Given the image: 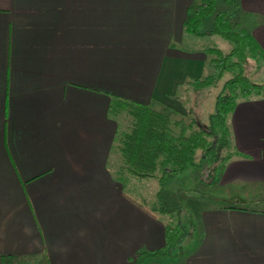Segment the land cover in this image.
Wrapping results in <instances>:
<instances>
[{
	"label": "crops",
	"instance_id": "crops-1",
	"mask_svg": "<svg viewBox=\"0 0 264 264\" xmlns=\"http://www.w3.org/2000/svg\"><path fill=\"white\" fill-rule=\"evenodd\" d=\"M235 1L264 52V0ZM194 2L0 0V256L133 264L164 247L163 221L108 170L107 109L114 95L181 111L178 87L207 73L201 38L183 30ZM227 126L240 157L213 186L226 187L217 200L264 202V98L238 101ZM240 208L202 210L203 239L180 263L264 264V208Z\"/></svg>",
	"mask_w": 264,
	"mask_h": 264
},
{
	"label": "trees",
	"instance_id": "trees-1",
	"mask_svg": "<svg viewBox=\"0 0 264 264\" xmlns=\"http://www.w3.org/2000/svg\"><path fill=\"white\" fill-rule=\"evenodd\" d=\"M227 6L236 5L235 0H195L187 12L183 24L186 35L192 37L218 36L225 40L230 49L225 53L216 47H206L207 68L212 74L200 78H187L178 91H201L214 86L225 75L214 101V110L206 121L201 119L198 107L186 104V112L152 101L141 104L110 95L107 117L115 123L108 170L123 188L131 177L155 179L159 185L187 170L206 169V183L213 187L219 181L228 161L240 154L232 148V138L227 119L238 101L251 97L264 98V82L251 79V70L264 62V52L241 25L232 19L234 13L219 10L217 2ZM211 19V27L202 30L203 22ZM170 47L176 48L175 44ZM177 96L175 95L174 99ZM204 178V177H203ZM129 199L146 214H154ZM230 208L242 209L238 206ZM160 211H171L160 207ZM163 221V220H162ZM164 247L154 251L141 250L135 253L133 264L146 259L170 260L175 254L188 256L197 249L203 239V227L192 219L184 226L178 220L163 221ZM195 239V241H193ZM189 241V242H188ZM194 243V244H193ZM193 244V245H192ZM49 264L45 254L27 256H0V264L31 262Z\"/></svg>",
	"mask_w": 264,
	"mask_h": 264
},
{
	"label": "rangeland",
	"instance_id": "rangeland-1",
	"mask_svg": "<svg viewBox=\"0 0 264 264\" xmlns=\"http://www.w3.org/2000/svg\"><path fill=\"white\" fill-rule=\"evenodd\" d=\"M217 6L219 10L233 12L234 15L232 19L236 18L235 16L238 10V6H232V4L227 6L222 1L217 2ZM238 15L239 14L237 13V17ZM211 23V19L205 20L202 25V30L209 29L211 27ZM199 38L201 39H196V45L200 44L205 47H216L218 49H221L225 53L230 49L228 43L218 36ZM189 46L190 49H194L195 47L193 43L189 44ZM263 65L264 62L260 63V66L257 69H250L252 74L251 79L256 83L264 82ZM206 72L207 73L205 75L212 74L211 70H209L208 68ZM227 78L228 76L225 75L221 80L217 81L214 86L197 92H194V90H190V92H183L182 88L179 91L177 89L176 101H178V103L180 104L181 112H186V104L193 107V101H195L196 104L194 106L199 108L201 119L203 121H206L208 114L212 113L214 110L215 98L218 95L223 82ZM205 179L206 169L187 170L186 172L181 173L178 176L173 177L169 181L163 183L162 186H160L158 181L155 179H136L131 177L128 181L125 182V193L128 197H131L132 199L137 201L138 204L150 210L161 220H178L184 226L188 225L189 219H192L194 224L198 225L202 210L218 207L220 205L233 206L237 204L239 205V207L241 206L243 208H264V202H252L250 204H248V202L246 204V202L241 201L240 196H238V198L233 197L231 200H217L218 196H224V198L226 197V187H211L207 185ZM249 191H251L250 188L248 189V192ZM252 191L257 192L259 191V189H254ZM238 193L242 195V190L239 189ZM160 207L171 211V213L166 214L161 212ZM193 241H195V239ZM190 254H192V252ZM186 257H182L181 254H175L174 257L170 260H150V263L145 261L144 264H181L180 262ZM14 264L35 263L31 261L26 263L17 262Z\"/></svg>",
	"mask_w": 264,
	"mask_h": 264
}]
</instances>
